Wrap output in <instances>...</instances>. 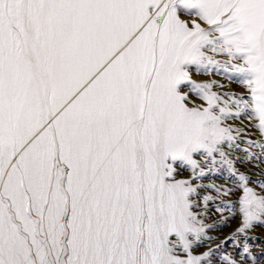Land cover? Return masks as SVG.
I'll return each instance as SVG.
<instances>
[{"label":"snow or ice","instance_id":"obj_1","mask_svg":"<svg viewBox=\"0 0 264 264\" xmlns=\"http://www.w3.org/2000/svg\"><path fill=\"white\" fill-rule=\"evenodd\" d=\"M249 109L264 136V0H0V264H213L219 245L195 252L212 239L201 190H232L193 181L217 164L242 192L221 241L240 259L221 262L264 264L245 235L264 225V182L235 167L264 161V142L224 151V119Z\"/></svg>","mask_w":264,"mask_h":264},{"label":"bare ground","instance_id":"obj_2","mask_svg":"<svg viewBox=\"0 0 264 264\" xmlns=\"http://www.w3.org/2000/svg\"><path fill=\"white\" fill-rule=\"evenodd\" d=\"M187 19V17H182ZM212 55V53H209ZM215 59L221 61V63L227 60L226 56L215 55ZM238 63V62H237ZM190 76L193 81L196 82H216L217 86L212 88V91L221 94L222 101H228V96L222 95L223 93H234L236 98H243L244 101H248L249 93L244 87L243 83L228 79L222 72L217 74L215 71L209 73L197 72L195 66H191L189 69ZM218 85H223L219 87ZM187 91V89H185ZM196 104L203 103L196 96L192 97ZM223 106V103L221 104ZM229 110L232 113L237 111L235 103L229 101ZM257 121L253 118L251 110L241 112L238 118L228 117L224 119V127H230L233 129L232 135L236 137L234 146L229 148L227 144L224 145V151L230 154V158L245 159V152L241 149H248L249 152L260 154L261 149L259 147H249L248 141L252 142H264V136H261L257 127ZM238 145V147H237ZM199 159V157H196ZM220 157L217 156V160ZM236 169L250 177L248 186L253 188L256 192L260 193V182H264V161L253 160L251 162L240 163L239 161L235 164ZM190 171L181 170L180 175L177 178H188ZM194 184L203 185H216L221 189H231L232 191L227 195L217 192L212 188H204L201 190V195H208L213 197L207 204V216L205 217V223L211 227L207 230V236L212 237L211 240L205 239L203 245L195 252L197 254L207 251L208 248L216 249L219 245V250L214 253L213 264H222L220 257L225 254H231L237 260L240 259L237 255V249L233 241H224L226 237L231 236L233 232L240 226V214H239V197L242 194L241 190L237 188V182L234 179H229V171L227 166L217 164L215 173H209L205 178H201L193 181ZM264 194V193H262ZM224 205L234 206L230 208H223ZM221 207V211H217V207ZM203 208L204 205L202 204ZM250 239L247 240V244L250 246V251L254 255L260 254L264 251V225L254 224L252 228L248 229L245 233ZM237 240H240V249L244 247V236H237ZM246 264H251L250 261Z\"/></svg>","mask_w":264,"mask_h":264}]
</instances>
